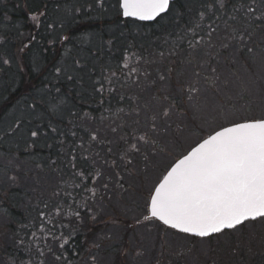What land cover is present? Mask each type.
Returning <instances> with one entry per match:
<instances>
[{
  "label": "rangeland",
  "instance_id": "374dc122",
  "mask_svg": "<svg viewBox=\"0 0 264 264\" xmlns=\"http://www.w3.org/2000/svg\"><path fill=\"white\" fill-rule=\"evenodd\" d=\"M76 1L77 7L69 4L52 15L44 12L42 19L45 37L62 44L55 66L61 69L59 76L55 69L47 74L46 83L22 98L0 121V264H73L72 255L58 252L61 240H38L32 235H43L39 232L40 213L51 215L56 206L62 210L54 221L67 225L61 230L69 239L70 251L79 235L69 223L78 224L84 235L93 230L95 236L88 247L95 245L96 260L90 258L89 264H119L121 259L125 264H264V221L248 222L239 231L208 239H194L156 221L142 222L148 216L150 193L179 158L224 127L264 118V0H223V7L220 0H182L189 13L187 24L178 25L185 13L179 16L171 8L169 17L164 16L152 28L119 19L118 0H104L103 8L96 0ZM42 2L48 0H27V10L43 9ZM79 2L86 7L79 8ZM2 6L9 8L0 13V98L4 100L23 81L17 47L7 42V36L12 31L17 34L26 17L21 12L22 0L0 1ZM70 32L72 40L70 37L63 45L61 39ZM152 32L159 36L156 40L147 37ZM111 53L119 57L116 61L121 67L124 57H130L125 84L119 82L123 76L113 68L106 75L112 83L105 82L103 96L112 95L109 87L116 89L112 102L119 97L121 106L99 110L98 119L95 111L89 120L83 116L76 123L80 111L61 96L78 88L81 101H99L102 96L95 81L102 74L92 72L89 77V70L94 62L103 60L96 55ZM77 59L85 67L78 68ZM46 65L41 57L25 62L32 74H39ZM85 88L92 91L87 93ZM53 100L61 106L56 114L49 108ZM32 104L38 107L34 109ZM48 124L64 127L69 141L66 147L70 137L75 141L76 162L61 158L59 164L57 149L51 157L42 154L39 165L28 158L30 149L54 147L59 131L56 127L55 133L48 132ZM34 130L41 133L35 140L30 134ZM92 135L97 139L92 140ZM10 139L14 153L6 155L4 145ZM133 144L139 151L131 149ZM75 153L70 151L71 157ZM78 164L87 176L95 174L89 188L102 191L104 199L84 204L83 214L73 219L64 215L65 210H75L82 203L75 201V206L71 201L56 200L60 201L62 191H69L77 178ZM75 192L85 197L91 193L82 188ZM45 194L56 204L42 206ZM10 195L23 196L12 212L4 208ZM54 232L59 235L57 229ZM20 247L26 254L17 251Z\"/></svg>",
  "mask_w": 264,
  "mask_h": 264
},
{
  "label": "snow or ice",
  "instance_id": "6c2138e0",
  "mask_svg": "<svg viewBox=\"0 0 264 264\" xmlns=\"http://www.w3.org/2000/svg\"><path fill=\"white\" fill-rule=\"evenodd\" d=\"M96 2L103 8L104 0H96ZM172 2L173 0H118V6L120 14L126 19L156 21L162 14L170 11ZM220 5L224 6L223 0H220ZM248 11L254 10L249 8ZM200 15L203 18V13ZM31 20L37 25L40 23L38 15L33 14ZM63 39L68 40V37L64 36ZM240 39L242 40L243 37L241 36ZM129 62L130 57L125 56L123 67L128 68ZM4 63L7 64L9 61L5 60ZM75 64L78 68L85 67L78 59L75 60ZM55 72L59 76L61 69L56 68ZM111 75L114 76L115 72ZM67 78L71 80L72 76L69 75ZM105 82L111 85L110 76L102 74V78L95 81V89L101 96L106 91ZM56 91L59 92V89ZM107 91L112 92L114 89L109 87ZM189 91H198V89L189 88ZM31 107L35 109L38 105L32 104ZM49 108L53 114L61 111L60 105L55 101L49 105ZM163 115L167 116L168 113L164 112ZM16 127H19V123ZM51 131L55 133L57 129L52 127ZM30 134L35 140L41 133L34 130ZM91 139L96 140L97 137L92 135ZM139 139L147 143L145 137L141 136ZM80 147L83 145L81 144ZM131 149L139 151L135 144L131 145ZM75 159L73 155V162ZM72 167L75 169V163ZM74 174L82 181L86 180L83 171ZM75 187L83 188L84 191L91 192L92 196H95V189L88 188L86 183L76 184ZM65 195L75 202L71 192H66ZM61 210L62 206H56L53 213L47 216L41 211L39 232L43 235L37 237L35 232L32 235L38 240L47 241L49 238L61 240L59 248L65 249L69 239L64 236L61 229L66 228L67 225L53 223L54 219L61 215ZM148 211L151 217L158 219L164 225L200 239L227 234V231H239L249 221L257 219L264 221V118L233 123L230 127H224L198 142L171 166L158 186L154 187V191L150 193ZM64 215L79 219L80 212L69 207ZM148 219L146 215L145 220ZM46 224L57 229L59 235L46 228ZM40 254H44L43 250ZM56 259L60 260L61 256L57 255ZM21 264L24 262L21 261Z\"/></svg>",
  "mask_w": 264,
  "mask_h": 264
},
{
  "label": "trees",
  "instance_id": "16d2710c",
  "mask_svg": "<svg viewBox=\"0 0 264 264\" xmlns=\"http://www.w3.org/2000/svg\"><path fill=\"white\" fill-rule=\"evenodd\" d=\"M0 1L4 2L5 0H0ZM181 2H182V0H179L177 3L173 4V6H172V9L176 8V12L174 11V13H179V16L181 15L180 13H185V14L181 15L182 18H179L182 22L181 23L177 22L178 25H181L182 23H184V24L188 23V19L185 18V17L189 13H187V11H185V7H184L185 5H182ZM5 8H6V10H9L8 7H6V6L3 7L2 6V7H0V13L3 12V9H5ZM21 12H22V16H25L26 18H25L24 22H22L23 24L20 25V27L18 28L19 32L17 34L16 33H14V35H12L10 33L8 34L7 42H8L9 35H12L14 37V40H15V46L17 47L16 50L18 51V54H17L18 61L22 62V64L20 63V69H21V71H22L24 76H23V81H21L19 86H17L14 90L9 91L7 93V95H6V97L4 98V100H2L0 98V121L4 118L5 114L7 112L9 113L12 110V108L15 107L16 104L22 98L27 96L32 90H34L37 87H40V86H42V85H44L46 83V75L49 74V73H52V71L54 73V69H56L55 66L57 64L59 56L61 55V52H60V54H58L59 50L56 47V55H53V53L50 50H47L46 55L35 56L31 60H26L23 57V55L25 54L27 43H29L32 40V38H33L32 37L33 34L30 33V32H27V29L30 28V27H28V24H27V21H28L27 18L29 16L31 17L33 14H31V11H26L25 9H23V7H22V11ZM170 14H171V11L165 17L168 18ZM35 15H37V14H35ZM119 19L123 20L121 15H120ZM119 19H117V20H119ZM160 20L161 19H159L158 21H156L153 24H141V23H138V24H140L141 26H144L145 28H148V27L152 28V26H154ZM123 21L128 22L129 20H123ZM177 23H176V25H177ZM103 26H104V24H103ZM190 26H191V24H190ZM0 28H2L1 25H0ZM73 34L74 35H78V32L74 33V31H73ZM153 35H154V32H152V34L147 35V37L151 38L153 40H156L159 37V36H155L154 37ZM72 36L73 35L70 32L71 40H72ZM45 42L47 43L46 40H45ZM46 43H45L43 48L50 49L49 46ZM43 48H42V50H43ZM110 55L111 56H109V57H107V58H105L103 60H99V61L97 60V62H94V64H95V65L93 64L94 68L92 67V69L89 70V73H90L89 77L93 76L92 72L103 74V75H107L108 71H109V68H113L112 70L117 71L120 77L123 76L122 79L119 80V82H122L123 84H125L126 82H124L123 79L126 76V70H130V69L129 68H124L123 65L121 67L120 64L117 65V61L118 62L120 61V59H118L119 57L118 56L115 57L114 53H111ZM112 56H114L113 60H112ZM17 57H16V59H17ZM37 57H41L43 61L47 62V65H46V67L43 68V70L39 74H35V73L32 74L31 69H28V68L25 67V62L29 63V61H33ZM98 57H100V56L96 55V58H98ZM115 58H117V59H115ZM119 82H118V84H121ZM85 90L87 91V93H90L92 91L91 88H85ZM115 91H116V89H114V91H112V95H110V93H107L106 95L102 96L99 99V101L97 100L96 102H94V99H91V98L85 99V101H81L82 99L78 98L77 95H76L78 93V88H77V90L72 91L70 94H68V95L66 94V95H63L61 97L67 98L68 102L71 103V107L73 106L75 109L77 107L78 110L80 111V114L77 115V117L74 119L76 121V123H78V122H80L82 120L83 116L85 117V119L89 120L90 117L93 116L95 111H96V117L95 118L98 119L97 118V112L99 110L105 109V108L106 109L115 108V106H117V107L121 106L120 103H119V97L116 99L115 102H112L113 101L112 99L116 97ZM59 98H57V100ZM90 99H91V101L89 102ZM121 99H124V98H121ZM53 101H56V100H53ZM110 102L113 103L114 106H110L109 105ZM48 105L49 104H46V107H48ZM102 121H104V120H102ZM52 127H55V128L57 127L58 131H59L58 135L55 136L54 147L53 148H46L44 150L36 148L34 151L30 149V150L27 151L28 158H31L33 161L36 159L37 164L39 165V164H41V161H42V157H41L42 154H43L44 158H45V156L46 157H51V155L54 154V150L57 149V153H59V156H55V158L58 160L59 164L61 163V158L65 159V160H68V161H70L72 163L73 160H72V157L70 155V151L75 150L76 153H75L74 156L75 157L77 156V151L74 148L75 141H73V139L70 137L71 144L68 145V147H66V145L69 143V141H68L67 134H66V131H65L64 127L63 126H59V125L58 126H56V125L54 126V125L48 124L47 131L52 133V131H51ZM11 134L12 133H10V135ZM43 134H44V131H43ZM5 142H6V140H5ZM11 142H13V141H11V139L7 140L6 144L4 145V150L7 153L6 155H8L10 153L9 151H13V145L11 144ZM13 153H14V151H13ZM74 162H76V161H74ZM81 168H82V166H80L78 164L76 170L83 171L85 173V176L88 179V181L87 180L82 181L81 178L77 176V178L75 179L73 184L71 186H69V188H68L69 191H67V192H71L72 193V195L75 197V201L77 202V204L82 203V205L77 206L75 208V210H78L80 212V214H83L82 213V209L84 207V204H88V203L93 204L94 201H98L100 199H104V195L102 194V191L101 192L100 191L96 192V190H95V196L94 197L92 196V193H90V196H88V197H85L84 195H81V196L76 195L77 192H75V191L80 189V188H76L75 187L76 184H84V183H86L87 187L89 188V187H91V184L93 183V179L95 178V174H94V177L87 176V173L85 171L86 169H81ZM95 172H96V170L93 169V173H95ZM65 193L66 192L62 191L60 201L56 200V202L65 201L64 204H66L68 201H71L73 203V200L70 199L69 197H67L65 195ZM30 196H31V194H29V198H30ZM45 197H44V199L42 201V206L48 205V203H51L53 205V203L55 202V199L53 197H51V195H48V194L47 195L45 194ZM6 198H7L8 201L6 202V205H4V208L7 209V211L10 210L11 212H12L13 205H15L16 202H20L21 200H23V196H21V195H14V197H12V195H10L9 196L10 199L8 197H6ZM56 202H55V204H56ZM77 204L73 203V205H75V206ZM73 219H76V217H74ZM142 222H148V220H142ZM53 223L55 224V221H53ZM77 226H78V224L69 223V227L71 229H75L76 234H78L80 236V239L83 240V242H82V244L84 245L83 249H81L79 251H76L75 250V246L77 245L78 242H74L75 246L72 248L71 251L69 250V246L65 245V249H59L58 252L64 253L65 256H69V254L72 255L73 256V262L75 261V264H89V259L90 258H93V259L96 260V258H95L96 257V253H94V251H93V250L96 249L95 245L94 246L92 245L91 246L92 248L88 247V243L90 242L92 237L95 236V234L93 233V230H89L88 234L84 235L81 231H79V228ZM96 227H98V226H96ZM29 228L31 229V227H29ZM95 228L93 226L92 229H95ZM48 229H51L53 232L55 231V228H53V227H49ZM194 239H196V238H194ZM77 241H79V240L77 239ZM23 250L24 249H22L21 247H20V249H17V251L19 253H25L26 254V252H23ZM109 250H110L111 253H115L116 252V251H113L111 249H109ZM121 250H123V248L120 249L119 253L123 254L124 252L121 251ZM74 254H75V257H74ZM57 255H58V253H57ZM77 256H79V258L81 257V260L78 259ZM96 264H97V262H96ZM119 264H125V263L121 259Z\"/></svg>",
  "mask_w": 264,
  "mask_h": 264
},
{
  "label": "flooded vegetation",
  "instance_id": "af4514ba",
  "mask_svg": "<svg viewBox=\"0 0 264 264\" xmlns=\"http://www.w3.org/2000/svg\"><path fill=\"white\" fill-rule=\"evenodd\" d=\"M22 2H23V9L28 11L26 9L27 8V0H22ZM77 2L78 1H76V0H48V2H42V3H45V5L43 6L44 7L43 9H41V7L37 8V9L32 7V9L29 10V11H31V14H37L39 16L40 23H39V25H37L31 20L30 16L27 18V20H28L27 24H28V27H30L27 29V32L32 33L33 38L26 45L25 54L23 55V57L26 60H31L35 56L46 55L47 50H50L53 53V55H56V47L59 50L58 54H60L62 44L59 42L57 44H54L51 42L49 37H45L44 23L42 22L43 15H44V12H45V14H51V15L59 13L63 8L67 7V5H69V4H73V5H69L70 7H77L76 6ZM82 3L83 2H79V6H78L81 9L86 7L85 5H82ZM12 33H13V31H12ZM12 35H14V33ZM12 35H9L8 42L12 45H15V40H14V37ZM65 36L68 37V40H64L62 38L61 41H63V45L70 40L69 39L70 33L65 35ZM45 40L47 41V43L45 42ZM45 43L49 46L50 49L43 48ZM42 48H43V50H42ZM99 56H100V58L105 59L111 55L107 54V55H99ZM114 56H112V58ZM144 220H145V218H144ZM148 221H149V219H148ZM97 238H99V237H97ZM78 240L79 241H78L77 245L75 246L76 251H79V250L83 249V247H84V245L82 244L83 240L80 239V236H79ZM74 257H75V254H74ZM77 257H78V259L81 260V257L80 258H79V256H77ZM73 264H75V261L73 262Z\"/></svg>",
  "mask_w": 264,
  "mask_h": 264
},
{
  "label": "water",
  "instance_id": "95a60500",
  "mask_svg": "<svg viewBox=\"0 0 264 264\" xmlns=\"http://www.w3.org/2000/svg\"><path fill=\"white\" fill-rule=\"evenodd\" d=\"M178 0H173V2H172V4H174V3H176ZM171 4V5H172ZM171 7V6H170ZM168 13V12H167ZM167 13H165V14H167ZM165 14H162V16L163 15H165ZM122 18L123 19H126V18H124L123 16H122ZM160 17H158L157 19H159ZM126 20H133V19H126ZM133 21H137V22H140V23H154L155 21H139V20H133ZM150 205V204H149ZM149 217L150 218H152V219H155V220H157L158 222H160L162 225H164L161 221H159L158 219H156V218H154V217H151V214H150V212H149ZM164 226H166V227H168V228H170V229H172L170 226H167V225H164ZM173 230H175V231H177V232H180L179 230H176V229H173ZM180 233H182V232H180ZM190 235V234H189Z\"/></svg>",
  "mask_w": 264,
  "mask_h": 264
}]
</instances>
